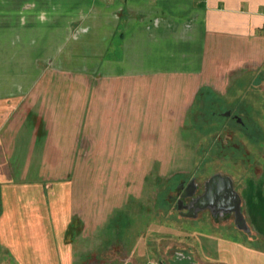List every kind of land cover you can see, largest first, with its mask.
Here are the masks:
<instances>
[{"label": "crops", "instance_id": "crops-1", "mask_svg": "<svg viewBox=\"0 0 264 264\" xmlns=\"http://www.w3.org/2000/svg\"><path fill=\"white\" fill-rule=\"evenodd\" d=\"M263 65L264 0H0V249L14 264H83L112 210L98 213L96 162L143 160L146 126ZM204 209L240 230L234 211Z\"/></svg>", "mask_w": 264, "mask_h": 264}, {"label": "rangeland", "instance_id": "rangeland-1", "mask_svg": "<svg viewBox=\"0 0 264 264\" xmlns=\"http://www.w3.org/2000/svg\"><path fill=\"white\" fill-rule=\"evenodd\" d=\"M213 93L221 99L214 103L215 109L220 110L221 104L228 108L224 122L210 116L205 106L210 100L205 99L207 104H192L185 114H169L174 122L162 119L159 127L146 126L144 136L138 137L145 141L143 160L96 162L102 173L97 177L98 213L112 210L90 235L91 257L82 259L83 264H200L190 250L192 242L202 261L264 264V240L251 226L257 224L264 233V65L230 82L223 95ZM216 176L243 199L235 213L240 230L226 227L234 224L232 212L224 218L215 217L210 209L194 208ZM214 186L222 188L224 183ZM258 191L260 205L252 217L248 196ZM75 230L82 233V223ZM211 235L221 236L225 246L240 244L239 256H222L209 245ZM0 264H14L1 249Z\"/></svg>", "mask_w": 264, "mask_h": 264}, {"label": "trees", "instance_id": "trees-1", "mask_svg": "<svg viewBox=\"0 0 264 264\" xmlns=\"http://www.w3.org/2000/svg\"><path fill=\"white\" fill-rule=\"evenodd\" d=\"M214 97V98H213ZM205 99H209L210 103H208V101H205ZM221 99H219L218 97H216L209 89H206V88H203V89H200L195 97V100H194V103H193V106H199L201 107V105L203 104H207L205 106H207V109H209V112H210V116L212 117H216L219 121H222L224 122L226 120V117H225V111L226 108L225 106H222L221 105H218L219 109L220 110H216L215 109V105L214 103L215 102H220ZM225 108V109H224ZM174 178H176V176H174Z\"/></svg>", "mask_w": 264, "mask_h": 264}, {"label": "flooded vegetation", "instance_id": "flooded-vegetation-1", "mask_svg": "<svg viewBox=\"0 0 264 264\" xmlns=\"http://www.w3.org/2000/svg\"><path fill=\"white\" fill-rule=\"evenodd\" d=\"M208 198L209 199H207L206 197L205 198L202 197L200 200L202 199L203 200L194 202L195 203L194 206L204 207V206H207V203L215 200V198L210 197V195ZM237 205H238L237 197L235 196V194H233V199H231L228 203L227 202L225 203V201L220 200L218 208L219 210H223V211H237Z\"/></svg>", "mask_w": 264, "mask_h": 264}, {"label": "water", "instance_id": "water-1", "mask_svg": "<svg viewBox=\"0 0 264 264\" xmlns=\"http://www.w3.org/2000/svg\"><path fill=\"white\" fill-rule=\"evenodd\" d=\"M239 121V120H238ZM216 182H218V183H224V186L222 187V188H220L219 186H218V188H215V186H214V183H216ZM213 190L214 191H216V195L214 196V197H212V198H216V197H218L219 195H221V194H223L224 192H229V191H232L233 192V190H232V188H231V186L229 185V183L224 179H222V178H220V177H218V176H216V177H213L209 182H208V184H207V191L206 192H208L209 194L210 193H212L213 192ZM205 192V193H206ZM234 193V192H233ZM235 194V193H234ZM236 196V195H235ZM237 197V196H236ZM237 200H238V198H237ZM238 203H239V200H238ZM238 206L239 205H237V211H234L235 213H238V211H239V208H238Z\"/></svg>", "mask_w": 264, "mask_h": 264}, {"label": "bare ground", "instance_id": "bare-ground-1", "mask_svg": "<svg viewBox=\"0 0 264 264\" xmlns=\"http://www.w3.org/2000/svg\"><path fill=\"white\" fill-rule=\"evenodd\" d=\"M206 193L203 195V198L209 197V195H206ZM233 194L234 193L232 191L224 192L223 194L216 197L214 201L207 203V206H204V207H210L213 211L216 212L217 210H219L218 205L220 203V200H223V201H225V203L226 202L228 203L231 199H233ZM194 208L195 209H202L203 207L202 206H199V207L195 206Z\"/></svg>", "mask_w": 264, "mask_h": 264}]
</instances>
